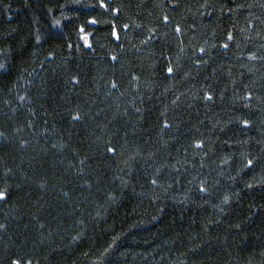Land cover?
<instances>
[{
    "label": "trees",
    "instance_id": "obj_1",
    "mask_svg": "<svg viewBox=\"0 0 264 264\" xmlns=\"http://www.w3.org/2000/svg\"><path fill=\"white\" fill-rule=\"evenodd\" d=\"M0 194V264H264V0H0Z\"/></svg>",
    "mask_w": 264,
    "mask_h": 264
},
{
    "label": "snow or ice",
    "instance_id": "obj_2",
    "mask_svg": "<svg viewBox=\"0 0 264 264\" xmlns=\"http://www.w3.org/2000/svg\"><path fill=\"white\" fill-rule=\"evenodd\" d=\"M101 7H105V5L102 3V4H101ZM92 23H95V21H92ZM229 39H231V36H229ZM225 47H227V45H225ZM168 72L171 73V72H172V69L169 68V69H168ZM207 98H208V99H211L210 96L207 97ZM76 118H78V117H74V119H76ZM110 151H111V149H110ZM248 164H249V166H250V165L252 164V161H249ZM0 198H3V194H0ZM16 264H18V262H16Z\"/></svg>",
    "mask_w": 264,
    "mask_h": 264
}]
</instances>
